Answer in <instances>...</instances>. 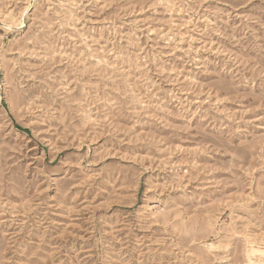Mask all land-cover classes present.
Returning <instances> with one entry per match:
<instances>
[{
    "label": "rangeland",
    "instance_id": "rangeland-1",
    "mask_svg": "<svg viewBox=\"0 0 264 264\" xmlns=\"http://www.w3.org/2000/svg\"><path fill=\"white\" fill-rule=\"evenodd\" d=\"M0 264H264V0H0Z\"/></svg>",
    "mask_w": 264,
    "mask_h": 264
},
{
    "label": "bare ground",
    "instance_id": "bare-ground-1",
    "mask_svg": "<svg viewBox=\"0 0 264 264\" xmlns=\"http://www.w3.org/2000/svg\"><path fill=\"white\" fill-rule=\"evenodd\" d=\"M257 252H260V250H257V251L254 250V251H253V253H257ZM261 253H263V252H261Z\"/></svg>",
    "mask_w": 264,
    "mask_h": 264
}]
</instances>
